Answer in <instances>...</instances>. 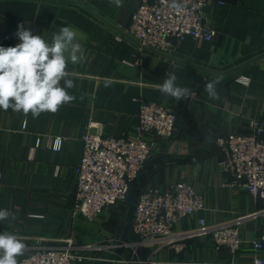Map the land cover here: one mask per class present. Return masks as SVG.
I'll return each mask as SVG.
<instances>
[{"label": "crops", "instance_id": "1", "mask_svg": "<svg viewBox=\"0 0 264 264\" xmlns=\"http://www.w3.org/2000/svg\"><path fill=\"white\" fill-rule=\"evenodd\" d=\"M122 4L0 0V46L21 42L15 35L21 24L48 42L60 27L71 26L84 52L80 63L68 64L75 85L68 92L76 99L56 113L34 119L31 113L0 109V209L16 217L0 221V233L23 238L27 249L18 260L37 247L116 237L124 203L107 207L93 221L72 216L81 137L90 122L104 135L124 136L136 121L139 102L153 101L175 112V132L144 163L139 186L184 181L202 194L204 208L178 219L176 232L196 229L199 218L213 224L243 217L236 252L216 248L209 235L193 233L184 240L185 251L161 248L154 259L158 264H253L250 241L264 227V197L253 199L244 188L228 186L230 177L220 168L223 154L215 139L245 132L250 121L264 127V57L249 61L264 52V0H206L202 10L214 36L206 41L186 35L171 54L137 49L125 31L137 1ZM168 71L175 72L178 86L191 90L188 98L177 101L158 90ZM213 80L219 81V99H211L205 90ZM56 136L61 143L54 150L50 144ZM129 234L128 228L125 239ZM259 254L264 260V249Z\"/></svg>", "mask_w": 264, "mask_h": 264}, {"label": "built area", "instance_id": "2", "mask_svg": "<svg viewBox=\"0 0 264 264\" xmlns=\"http://www.w3.org/2000/svg\"><path fill=\"white\" fill-rule=\"evenodd\" d=\"M126 35L137 49L171 54L186 35L209 41L215 30L209 24L203 6L206 0H136ZM184 10L177 12L174 4ZM124 41L123 37H116ZM247 83L246 79L238 78ZM175 112L153 101H140L136 121L124 136L104 135L90 122L81 137L82 151L75 167L72 216L93 221L109 206L125 202L128 188L136 183L144 163L160 141L175 132ZM223 154L220 168L230 180L228 186H240L256 199L264 197V127L250 121L245 132H231L215 139ZM61 137H54L50 147H60ZM38 144V141H37ZM135 186V191H136ZM204 208V199L192 185L174 181L162 187H139L126 215L130 239L108 237L83 245L66 241L63 246L37 247L18 260V264H84L89 260H106L120 264H158L154 253L161 248L175 252L186 249L184 240L193 233L209 235L216 248L230 252L240 249L239 225L243 217L207 224L197 219V228L176 232L174 223L191 217ZM255 252L253 264H264L259 252L264 249V227L250 241ZM120 250V251H118ZM147 250V254H142Z\"/></svg>", "mask_w": 264, "mask_h": 264}, {"label": "clouds", "instance_id": "3", "mask_svg": "<svg viewBox=\"0 0 264 264\" xmlns=\"http://www.w3.org/2000/svg\"><path fill=\"white\" fill-rule=\"evenodd\" d=\"M117 8L122 0H110ZM177 12L184 10L180 3L173 5ZM15 35L21 41L15 46H0V109L31 113L34 119L41 113H56L59 108L76 99L68 89L75 87L68 71V64H77L84 59L82 45L71 26L60 27L53 32L51 42L41 35H34L23 24L18 25ZM63 81V86L61 82ZM175 72L168 71L158 90L165 96L179 101L191 95L187 87L178 86ZM218 80L208 82L205 90L211 99H219L216 91ZM15 215L0 209V221ZM27 249L19 235L3 231L0 233V264H18V257Z\"/></svg>", "mask_w": 264, "mask_h": 264}, {"label": "water", "instance_id": "4", "mask_svg": "<svg viewBox=\"0 0 264 264\" xmlns=\"http://www.w3.org/2000/svg\"><path fill=\"white\" fill-rule=\"evenodd\" d=\"M260 57H264V52L256 55L255 57H253L249 61L256 60V59H258ZM135 186H136V183L130 185L129 188H128L127 197H126L125 202H124V204H125V214L123 216L121 225L119 226V228H118V230L116 232V237H118L121 240L125 239V236L127 234L128 228H129V222L126 219V215H127L128 211H129V209H130V207L132 205V202H133ZM84 264H120V263H118V262H110V261H106V260H89V261L85 262Z\"/></svg>", "mask_w": 264, "mask_h": 264}, {"label": "trees", "instance_id": "5", "mask_svg": "<svg viewBox=\"0 0 264 264\" xmlns=\"http://www.w3.org/2000/svg\"><path fill=\"white\" fill-rule=\"evenodd\" d=\"M137 186H138V187L136 188L135 194L137 193L138 188L140 187L138 181H137ZM130 238H132L131 234H129V236H128L127 239H130ZM118 251H120V250H118Z\"/></svg>", "mask_w": 264, "mask_h": 264}]
</instances>
